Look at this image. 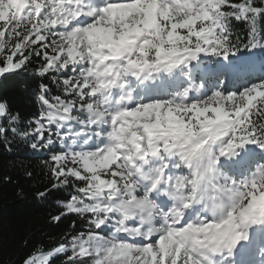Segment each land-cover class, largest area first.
Masks as SVG:
<instances>
[{
	"label": "snow or ice",
	"instance_id": "obj_1",
	"mask_svg": "<svg viewBox=\"0 0 264 264\" xmlns=\"http://www.w3.org/2000/svg\"><path fill=\"white\" fill-rule=\"evenodd\" d=\"M10 78L0 142L74 217L21 264H264V0H0Z\"/></svg>",
	"mask_w": 264,
	"mask_h": 264
},
{
	"label": "trees",
	"instance_id": "obj_2",
	"mask_svg": "<svg viewBox=\"0 0 264 264\" xmlns=\"http://www.w3.org/2000/svg\"><path fill=\"white\" fill-rule=\"evenodd\" d=\"M22 83L18 78L0 80V96L12 99L25 117H31L38 112L39 105L34 96L20 91ZM30 83L34 87L36 81ZM46 156L47 153L31 149L19 138L11 144L0 142V264H21L37 242L50 247L72 230L74 217L59 224L50 220L59 211L56 201L62 193H53L47 199L37 195L50 187L43 166ZM25 239L29 241L28 248L22 245Z\"/></svg>",
	"mask_w": 264,
	"mask_h": 264
}]
</instances>
